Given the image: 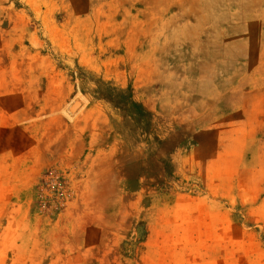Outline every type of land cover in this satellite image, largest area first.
I'll return each instance as SVG.
<instances>
[{
  "label": "rangeland",
  "instance_id": "1",
  "mask_svg": "<svg viewBox=\"0 0 264 264\" xmlns=\"http://www.w3.org/2000/svg\"><path fill=\"white\" fill-rule=\"evenodd\" d=\"M122 2L0 0V264H264V73L225 125L179 127L154 61L188 55Z\"/></svg>",
  "mask_w": 264,
  "mask_h": 264
},
{
  "label": "crops",
  "instance_id": "2",
  "mask_svg": "<svg viewBox=\"0 0 264 264\" xmlns=\"http://www.w3.org/2000/svg\"><path fill=\"white\" fill-rule=\"evenodd\" d=\"M122 4L123 10L130 5L137 8L138 28L147 34L143 47L161 43L160 48L188 55L154 61L155 70L178 67L168 73L175 85L162 90L169 91L162 98H173L169 112H163L172 123L183 127L193 121L196 127L213 121L216 129L224 124L220 120L227 109L242 111L246 76L254 80L264 73V0H123ZM152 108L166 120L161 114L164 106Z\"/></svg>",
  "mask_w": 264,
  "mask_h": 264
},
{
  "label": "trees",
  "instance_id": "3",
  "mask_svg": "<svg viewBox=\"0 0 264 264\" xmlns=\"http://www.w3.org/2000/svg\"><path fill=\"white\" fill-rule=\"evenodd\" d=\"M101 99L113 105L120 111L125 119L133 121L139 128L143 122L151 126L153 115L142 104L135 102L130 93L119 91L117 89H102Z\"/></svg>",
  "mask_w": 264,
  "mask_h": 264
}]
</instances>
